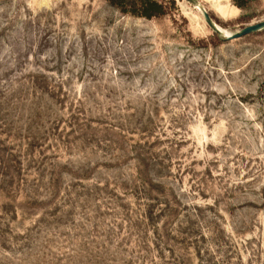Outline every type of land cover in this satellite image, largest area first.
I'll return each instance as SVG.
<instances>
[{"label":"rangeland","instance_id":"obj_1","mask_svg":"<svg viewBox=\"0 0 264 264\" xmlns=\"http://www.w3.org/2000/svg\"><path fill=\"white\" fill-rule=\"evenodd\" d=\"M158 1L0 2V264H264V0Z\"/></svg>","mask_w":264,"mask_h":264},{"label":"trees","instance_id":"obj_2","mask_svg":"<svg viewBox=\"0 0 264 264\" xmlns=\"http://www.w3.org/2000/svg\"><path fill=\"white\" fill-rule=\"evenodd\" d=\"M5 0H0V2ZM108 4L119 11L124 16H129L137 19L159 20L168 15L166 4L158 0H106ZM235 5L239 9H246L248 6L247 0H234ZM171 7L175 8V2L170 0ZM211 17V15H210ZM213 20V18L211 17ZM217 39H221L219 34H214Z\"/></svg>","mask_w":264,"mask_h":264},{"label":"water","instance_id":"obj_3","mask_svg":"<svg viewBox=\"0 0 264 264\" xmlns=\"http://www.w3.org/2000/svg\"><path fill=\"white\" fill-rule=\"evenodd\" d=\"M185 1H187L188 3H190V4H192V5L196 6V7H199V3L196 0H185ZM203 15H204L205 21L209 25V27L214 32H216L218 34H222V31L213 22V20L211 19L209 13H207L206 11H203ZM261 31H264V22L245 27L244 29H242V31H240V32H238V33H236L234 35L228 36L226 38L228 40H237V39H241L243 37H246V36H249V35H253V34L261 32Z\"/></svg>","mask_w":264,"mask_h":264},{"label":"bare ground","instance_id":"obj_4","mask_svg":"<svg viewBox=\"0 0 264 264\" xmlns=\"http://www.w3.org/2000/svg\"><path fill=\"white\" fill-rule=\"evenodd\" d=\"M219 28V27H218ZM220 29V28H219ZM224 34V33H223Z\"/></svg>","mask_w":264,"mask_h":264}]
</instances>
